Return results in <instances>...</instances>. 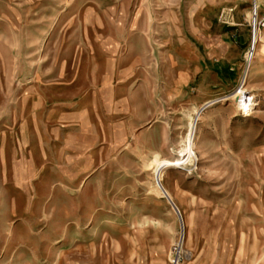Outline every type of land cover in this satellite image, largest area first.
<instances>
[{"label":"rangeland","instance_id":"1","mask_svg":"<svg viewBox=\"0 0 264 264\" xmlns=\"http://www.w3.org/2000/svg\"><path fill=\"white\" fill-rule=\"evenodd\" d=\"M254 4L0 0V264H264Z\"/></svg>","mask_w":264,"mask_h":264},{"label":"built area","instance_id":"2","mask_svg":"<svg viewBox=\"0 0 264 264\" xmlns=\"http://www.w3.org/2000/svg\"><path fill=\"white\" fill-rule=\"evenodd\" d=\"M254 18H253V35L254 32L260 28H264V18H260L258 8L254 4Z\"/></svg>","mask_w":264,"mask_h":264},{"label":"bare ground","instance_id":"3","mask_svg":"<svg viewBox=\"0 0 264 264\" xmlns=\"http://www.w3.org/2000/svg\"><path fill=\"white\" fill-rule=\"evenodd\" d=\"M256 31H257V30H256ZM171 203H172L173 207H175V208H176L175 204H174L173 202H171Z\"/></svg>","mask_w":264,"mask_h":264}]
</instances>
